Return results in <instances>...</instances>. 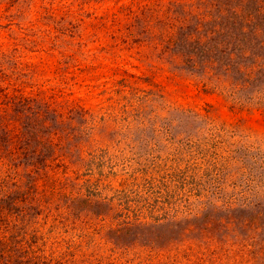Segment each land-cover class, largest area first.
Masks as SVG:
<instances>
[{
    "label": "rangeland",
    "instance_id": "obj_1",
    "mask_svg": "<svg viewBox=\"0 0 264 264\" xmlns=\"http://www.w3.org/2000/svg\"><path fill=\"white\" fill-rule=\"evenodd\" d=\"M0 90V264H264V0H0Z\"/></svg>",
    "mask_w": 264,
    "mask_h": 264
},
{
    "label": "trees",
    "instance_id": "obj_2",
    "mask_svg": "<svg viewBox=\"0 0 264 264\" xmlns=\"http://www.w3.org/2000/svg\"><path fill=\"white\" fill-rule=\"evenodd\" d=\"M7 96H8L7 93H3L2 90H0V101L3 102V107L0 109V117L1 118L2 117L7 118L8 113H11L9 115V117L13 116L12 113L14 112V109L19 108V105H25L26 101L28 100V99L26 100L25 98H21L20 96H18L17 98H19V100L17 103V102H14V97H16L17 95L11 96V97H7ZM8 140H9L8 145L12 144L11 146L14 147V145H15L14 142L17 140L14 139L13 137L8 138Z\"/></svg>",
    "mask_w": 264,
    "mask_h": 264
}]
</instances>
